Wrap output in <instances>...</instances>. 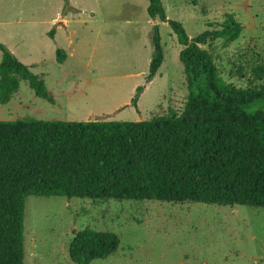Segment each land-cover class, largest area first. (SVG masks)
Returning a JSON list of instances; mask_svg holds the SVG:
<instances>
[{"label": "rangeland", "instance_id": "1", "mask_svg": "<svg viewBox=\"0 0 264 264\" xmlns=\"http://www.w3.org/2000/svg\"><path fill=\"white\" fill-rule=\"evenodd\" d=\"M161 3L166 18L181 24L189 38L218 29L228 14L241 24L239 38L227 47L221 40L202 46L226 83L247 88L253 70L264 69V0ZM148 5L0 0V44L44 81L53 99L51 104L37 97L21 81L8 104L0 105V122H141L179 113L187 97L182 46L167 23L149 18ZM155 25L164 62L145 83ZM58 50L66 54L62 64ZM263 83L264 74L253 85ZM263 105L256 101L250 111ZM85 229L120 238L116 254L91 264H264V208L33 196L25 201L24 264H73L69 245Z\"/></svg>", "mask_w": 264, "mask_h": 264}, {"label": "trees", "instance_id": "2", "mask_svg": "<svg viewBox=\"0 0 264 264\" xmlns=\"http://www.w3.org/2000/svg\"><path fill=\"white\" fill-rule=\"evenodd\" d=\"M148 2L149 18L167 23L182 46L187 97L181 111L141 122H0V264H24L30 196L264 208V105L250 111L264 102V83L253 85L263 80L264 69L253 70L247 88H236L202 48L217 40L232 44L241 24L228 14L218 29L189 38L181 24L166 18L161 0ZM151 44L145 83L164 62L156 25ZM0 51V105L8 104L21 81L53 104L44 81L1 44ZM65 58L56 51L59 64ZM119 246L117 234L85 229L72 239L68 256L73 264H91Z\"/></svg>", "mask_w": 264, "mask_h": 264}]
</instances>
